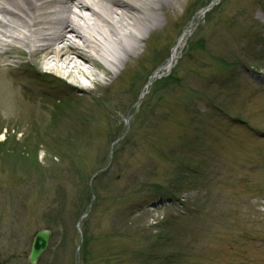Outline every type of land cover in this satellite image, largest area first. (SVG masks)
<instances>
[{
    "label": "rangeland",
    "instance_id": "374dc122",
    "mask_svg": "<svg viewBox=\"0 0 264 264\" xmlns=\"http://www.w3.org/2000/svg\"><path fill=\"white\" fill-rule=\"evenodd\" d=\"M179 1L140 83L126 69L93 89L0 54V264H30L42 229L37 264H264V0L196 19L211 0Z\"/></svg>",
    "mask_w": 264,
    "mask_h": 264
},
{
    "label": "bare ground",
    "instance_id": "6f19581e",
    "mask_svg": "<svg viewBox=\"0 0 264 264\" xmlns=\"http://www.w3.org/2000/svg\"><path fill=\"white\" fill-rule=\"evenodd\" d=\"M180 3L176 0V5ZM176 5L173 0H0V37H5L12 47L2 53L11 62L7 64L9 69L15 68L12 59L18 60L15 56L22 53L23 47L28 50L31 62L38 59L59 75L97 78L99 72L101 81H97V86L100 90L111 86L126 69L131 85L140 83L145 77L140 60L144 64L147 61L150 39L165 27L161 24L162 15L167 18L170 10L177 15ZM116 7L122 11H116ZM82 11L89 12L95 24H90ZM190 29L184 32L170 59L155 74L165 76L172 72ZM72 36L80 39L82 47L72 41ZM5 45L0 38V46ZM80 64L90 67L91 71L85 72ZM107 80L111 82L105 83ZM78 87L85 89L82 85ZM120 89L114 93L115 97L127 91ZM250 238L257 240L254 236ZM262 242L261 247L264 240Z\"/></svg>",
    "mask_w": 264,
    "mask_h": 264
},
{
    "label": "water",
    "instance_id": "95a60500",
    "mask_svg": "<svg viewBox=\"0 0 264 264\" xmlns=\"http://www.w3.org/2000/svg\"><path fill=\"white\" fill-rule=\"evenodd\" d=\"M51 233L49 231H39L33 240L29 261L31 264H36L39 257L44 253L48 247Z\"/></svg>",
    "mask_w": 264,
    "mask_h": 264
}]
</instances>
